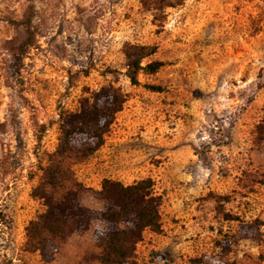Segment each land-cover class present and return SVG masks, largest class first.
<instances>
[{
    "label": "rangeland",
    "instance_id": "374dc122",
    "mask_svg": "<svg viewBox=\"0 0 264 264\" xmlns=\"http://www.w3.org/2000/svg\"><path fill=\"white\" fill-rule=\"evenodd\" d=\"M132 45L164 61L138 84ZM110 85L127 99L71 165L82 202L103 208L105 177L151 176L163 231H145L138 264H264V0H0V264H101L97 223L50 260L26 227L62 115Z\"/></svg>",
    "mask_w": 264,
    "mask_h": 264
},
{
    "label": "trees",
    "instance_id": "16d2710c",
    "mask_svg": "<svg viewBox=\"0 0 264 264\" xmlns=\"http://www.w3.org/2000/svg\"><path fill=\"white\" fill-rule=\"evenodd\" d=\"M132 47L136 51L127 50L126 54L131 57L138 51L139 57L131 60L127 75L131 83L138 84L139 70L154 73L164 65V61L151 60L142 64L141 59L156 52V46ZM145 86L158 88L149 83ZM126 99L127 94L121 87L104 86L78 111H66L62 115L59 143L47 155L49 162L40 167L38 184L32 189V196L41 200L45 207L26 227L45 260L53 258L65 237L86 232L97 223L93 236L100 248L98 260L101 264H138V243L145 231H163V195L156 189L151 176L131 183L103 178L101 188L96 191L104 202L100 209L82 202V192L86 188L71 166L105 143V134Z\"/></svg>",
    "mask_w": 264,
    "mask_h": 264
}]
</instances>
